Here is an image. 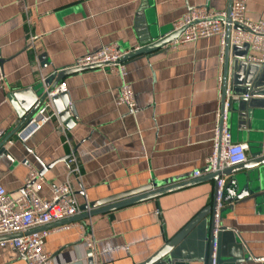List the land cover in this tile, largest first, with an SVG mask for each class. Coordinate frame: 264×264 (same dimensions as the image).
Listing matches in <instances>:
<instances>
[{"label":"crops","instance_id":"crops-1","mask_svg":"<svg viewBox=\"0 0 264 264\" xmlns=\"http://www.w3.org/2000/svg\"><path fill=\"white\" fill-rule=\"evenodd\" d=\"M228 1L0 0V142L17 122L12 92L37 88L101 46L139 48L170 31L192 8L226 12ZM245 15L264 22V0H246ZM219 56L220 39L213 36L128 60L127 80L136 100L133 113L114 105L120 85L115 74L90 69L65 76L66 95L52 108L57 112V107L71 106L74 123L62 128L52 120L26 144L12 135L0 147V186L8 194L20 191L31 169L40 173L41 164H52L40 175L38 192L48 201L51 188L66 181V161L58 160L72 150L82 174L81 183L70 182L79 207L152 181L191 180L196 171L202 176L213 152L221 104L217 80L224 74V62ZM249 57L261 54L231 48L228 79L233 62L248 65ZM228 131L233 143H248L245 132ZM261 170L240 173L246 175L242 197L234 190L223 200L219 225L228 230L224 239L236 244L240 256L251 257L238 264H264L257 260L264 258ZM223 180L226 186L228 179ZM213 194L214 182L205 180L81 222L60 227L52 223L42 250L52 256V264H89L82 238L90 228L95 238L90 264H140L210 206ZM199 254L188 247L183 256L190 261L179 264H202ZM0 264H25V259L7 243L0 246Z\"/></svg>","mask_w":264,"mask_h":264},{"label":"built area","instance_id":"built-area-1","mask_svg":"<svg viewBox=\"0 0 264 264\" xmlns=\"http://www.w3.org/2000/svg\"><path fill=\"white\" fill-rule=\"evenodd\" d=\"M246 0H231L229 14V47L248 46V49L261 54L260 58L249 57L248 63L260 64L264 62V22L251 21L245 15ZM226 12H211L204 7H196L186 12L172 27V32L183 29V32L164 48H177L186 43H193L200 39L217 36L220 39V63L223 62L225 47ZM35 38H30L32 42ZM138 48L124 50L118 44L101 46L97 50L77 58L67 69H85L99 66L96 69L108 71L120 80L118 94L114 100L116 107H124L129 113L136 110V100L131 84L127 80V61L123 59ZM223 76L218 77V88L221 91ZM66 93L64 83H60L54 90L47 93V98L32 114L30 119L15 133L14 138L21 144H26L46 124L56 120L59 126L63 124L58 119V112L52 108L51 99ZM228 94V91H226ZM72 115L71 106H68ZM226 104L224 117L220 110L215 128L213 152L206 161L209 172L222 171L234 167L248 160V146L245 143H233L226 126ZM63 128V127H62ZM11 145V141L7 142ZM66 181L51 188L52 198L43 201L38 197L40 184L43 179L39 173L31 169L30 176L25 180L22 190L8 194L0 186V238L20 235L17 238L0 241V246L9 243L16 252L23 256L25 264H52L53 258L42 250L44 239L48 231L28 234L29 231L60 222L80 214L75 194L71 188V180L81 183L82 174L79 162L73 150L66 160ZM200 172L193 173V178L200 177ZM225 181L221 178L216 184L215 203L217 214L223 208ZM67 229L68 227H63ZM87 250L92 251L95 238L92 229L88 228L82 238ZM215 264V253L212 256Z\"/></svg>","mask_w":264,"mask_h":264},{"label":"water","instance_id":"water-1","mask_svg":"<svg viewBox=\"0 0 264 264\" xmlns=\"http://www.w3.org/2000/svg\"><path fill=\"white\" fill-rule=\"evenodd\" d=\"M231 9V0L228 1L226 9L227 18L225 22V47H224V74L221 85V113L224 117V107L226 104V126L237 133H246L248 140V156L249 160L246 163L226 168L222 171L214 173L209 172L206 168L202 172L200 178H193L186 180L179 178L177 180H166L163 182H151L144 186L110 196L108 198L90 202L79 207L80 214L57 222L54 226L60 227L75 222L88 220L94 216L104 214L128 205L138 202L150 200L162 196L164 194L174 192L205 180L214 182L213 200L210 206L199 212L192 220H190L173 238L166 242L159 250H157L146 261L140 264H179L189 262L184 260L183 254L188 247L200 251L201 255L198 258L202 264H212V256L215 253V264H238L246 260H250V256H240L237 253L236 244L224 239V233L227 228L219 225V220L224 212L222 209L217 214L215 203L216 184L221 178L228 179L225 186V194L223 200H229V195L234 191H241V194H236L239 199L243 195L244 187L242 184L246 181V175L240 173L258 168L264 170V62L260 64L238 62L234 66L233 74L228 79L227 69L229 65V55L231 48L229 47V14ZM172 29L167 33L161 35L155 40H150L139 47L137 50L129 53L124 61H128L140 55H145L151 52L158 51L171 43L173 39L177 38L183 29L172 32ZM238 47H232L235 50ZM248 49V46H242ZM234 56V55H233ZM43 56L39 57V60ZM2 63V60H0ZM99 66H94L85 69H67L64 68L50 77L46 78L37 88H27L12 92L10 95L14 110L17 115V122L14 128L3 138L0 142V147L14 135L32 116L39 105L46 100L47 93L54 90L67 75L80 73L85 70L96 69ZM245 72V74H244ZM241 74V75H240ZM228 91V94H226ZM65 93L55 96L51 102H57L60 97H65ZM67 104V99L65 103ZM58 119L66 128H70L74 123L68 109L62 107L58 108ZM69 156H66L58 161H66ZM52 164L44 166L41 164L42 175L43 171L49 168ZM262 176V174H261ZM245 178V179H244ZM257 181L256 179H249V182ZM23 189V188H22ZM21 189V190H22ZM224 194V195H225ZM52 228V225L36 228L28 232V234L46 231ZM20 235H13L9 237L0 238L2 240H10L17 238ZM198 255V254H197ZM88 262L92 261V251L86 252ZM23 257V256H22ZM24 258V257H23ZM257 260L264 261V258H257Z\"/></svg>","mask_w":264,"mask_h":264}]
</instances>
